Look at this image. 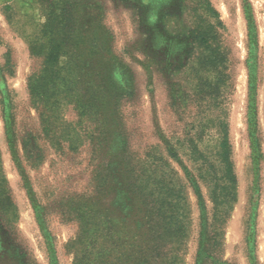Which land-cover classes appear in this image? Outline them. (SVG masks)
Listing matches in <instances>:
<instances>
[{"label": "rangeland", "instance_id": "374dc122", "mask_svg": "<svg viewBox=\"0 0 264 264\" xmlns=\"http://www.w3.org/2000/svg\"><path fill=\"white\" fill-rule=\"evenodd\" d=\"M63 1L74 31L48 68L41 0H0V264H147L157 219L137 233L152 211L129 184L150 203L160 178L184 200L156 264H264V0Z\"/></svg>", "mask_w": 264, "mask_h": 264}, {"label": "trees", "instance_id": "16d2710c", "mask_svg": "<svg viewBox=\"0 0 264 264\" xmlns=\"http://www.w3.org/2000/svg\"><path fill=\"white\" fill-rule=\"evenodd\" d=\"M41 4L43 5L45 17L47 18V23L45 26L48 27V25L50 24L52 25L57 24V28L53 30V31H56V33L55 35L52 36L53 38L51 40V48L49 49V52L46 58L47 67L51 68L55 66L58 63L59 59L66 53V46L68 45L69 40L73 34L72 32L74 31V20H73V15L71 13V9L69 8L68 4L64 1L57 3L56 0H41ZM209 7L210 8L208 10L213 15V17L217 19L219 17L218 13L215 10H213L210 4H209ZM50 18L53 19L52 23L50 21ZM213 30H215V25L213 24L210 26L209 33L198 30L195 34L196 39H198L199 43L202 45L204 43V40H203L204 38L202 37L205 34H208L206 36H209V34ZM46 76L43 77V82L41 83V86L38 84L39 81L36 83L35 82L36 80L34 79L30 80L31 96L34 97V95H36L37 93L36 91H38V89L40 88L44 90L45 92L47 91L48 83H49L48 70H47ZM223 146L225 148V153H224L223 158L225 162L227 163V167H228L227 168L228 181H229L228 189L230 190L224 203H226V201L231 203V201H233V197L235 195V191L237 188V180H236L235 174L233 172V169L229 161L230 160V153L228 149L229 144H227L226 142V144H224ZM127 148H128V138L125 135V133H123L121 129H119V131L116 134V149L118 150L119 155H121L120 166H124L126 164L124 163V154H127V150H126ZM29 155H30L29 156L30 159L34 158V155L32 154V152L31 154L29 152ZM35 159H37L38 161L42 160V155L40 154V152L39 154L36 155ZM124 167L125 168H123V170L128 169L126 165ZM154 175L157 176V173H154ZM136 184H132L131 182L129 184V187L134 190L136 200L141 201L142 207L137 212L142 213L143 209L146 213L152 211L150 216H148L147 219H143L142 221L141 220L137 221V233L139 232V228L145 229L147 225L149 226L151 225L152 227L151 223L154 221V219H157L156 222L154 221V223H156L155 228L157 229L156 236L155 237L153 236V240H151V236H149V240L151 241L150 245L152 249V254L149 257L150 260L149 262H147V264H156L158 262L160 263V260H161L160 255L155 256L156 250L161 249L159 242H162L164 238H166V226L170 227L171 229L173 222L177 223V220H174L173 216L167 217L166 208H168L169 210L170 209L173 210L174 208H177L179 204L181 203V201L184 200V198L182 197L183 195L181 193L174 194V188H172L173 184L168 181V178L165 181H162V179L160 178V180L158 179L157 182L155 180V184H154L155 190L153 194L152 193L150 194V197L154 199H152V201L148 203L149 201L148 200L149 194L147 192L148 184H146V181L145 182L141 181L139 182V184L137 185ZM156 191H159V193L163 195L162 199H159L154 196ZM29 193L31 194L32 192L30 191ZM176 200H180V203L177 204ZM35 209L39 212V215H38L39 218H41V220L45 222L44 216H46V208L38 204H35ZM85 227H87V224H85ZM170 231L168 232L171 233ZM176 233H180V232H174V235L169 236V237H172V238L176 237ZM88 234H89V230L85 229L83 231V235L86 236ZM143 235H146L145 231L143 232ZM83 260L84 258L77 259V264H82Z\"/></svg>", "mask_w": 264, "mask_h": 264}]
</instances>
